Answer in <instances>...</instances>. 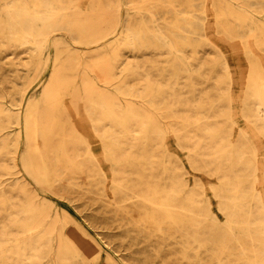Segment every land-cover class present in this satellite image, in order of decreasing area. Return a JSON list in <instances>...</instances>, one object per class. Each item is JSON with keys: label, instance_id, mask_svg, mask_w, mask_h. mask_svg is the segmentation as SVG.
<instances>
[{"label": "bare ground", "instance_id": "1", "mask_svg": "<svg viewBox=\"0 0 264 264\" xmlns=\"http://www.w3.org/2000/svg\"><path fill=\"white\" fill-rule=\"evenodd\" d=\"M47 194L143 264H264V0H0V264H118Z\"/></svg>", "mask_w": 264, "mask_h": 264}, {"label": "rangeland", "instance_id": "2", "mask_svg": "<svg viewBox=\"0 0 264 264\" xmlns=\"http://www.w3.org/2000/svg\"><path fill=\"white\" fill-rule=\"evenodd\" d=\"M76 127L77 130H79V132L83 135L84 139L89 143L90 148L97 155L98 142L96 140V137L93 135L92 128L88 125L83 124H77ZM23 131L24 130L21 129L19 132H21L22 134ZM82 150H84V148H82L80 151ZM16 170H18V168L14 167L11 164L10 172L14 173L16 172ZM103 170L108 174L110 173V167L108 166H103ZM21 175L22 173L18 172L16 174H13L12 176L17 178ZM108 178H110V176H108ZM30 186H32L36 190V192L40 193V195H43L45 193L39 188L35 187L32 183H30ZM46 196V198L49 199L58 208L67 211L68 214L89 233V235L100 246L102 252L104 253V259H107V257H109L118 264H136L138 262L139 264H143V253H140L139 251V247L142 245V243H131L129 235L124 229L116 228L114 226H111L109 223H101L100 218L95 219L94 217L102 212V208H99V205L95 203L92 198H88L85 194H76L75 198L72 199V201H69L58 196L53 197L52 195L48 194ZM50 219L51 218H49L48 220ZM58 220L61 224L63 221V217L61 214H59ZM168 258L169 256L166 257V260H168ZM150 259L154 264H163L160 259H156L155 257H150Z\"/></svg>", "mask_w": 264, "mask_h": 264}]
</instances>
